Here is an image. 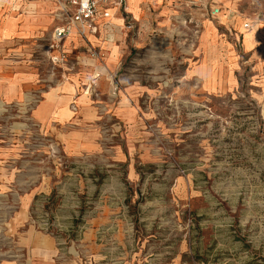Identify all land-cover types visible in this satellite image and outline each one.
Returning <instances> with one entry per match:
<instances>
[{
    "label": "rangeland",
    "instance_id": "374dc122",
    "mask_svg": "<svg viewBox=\"0 0 264 264\" xmlns=\"http://www.w3.org/2000/svg\"><path fill=\"white\" fill-rule=\"evenodd\" d=\"M35 1L47 4L29 14L43 32L6 54L50 87L65 80L46 54L63 0H9L21 19ZM127 10L116 78L157 87L147 121L155 161L133 182L110 158L38 150L31 110L41 86L29 104H0V141L14 134L29 145L0 157V264H32L20 245L31 227L59 243L53 264H264V0H129ZM210 34L220 49L207 62L235 88L208 93L192 73Z\"/></svg>",
    "mask_w": 264,
    "mask_h": 264
},
{
    "label": "crops",
    "instance_id": "0c3cea01",
    "mask_svg": "<svg viewBox=\"0 0 264 264\" xmlns=\"http://www.w3.org/2000/svg\"><path fill=\"white\" fill-rule=\"evenodd\" d=\"M46 6V1L31 2L28 16L21 19L14 15L9 0H0V104H29L32 92L41 86L39 91L42 97L31 110V117L38 126L39 147H43L38 150L50 152V148H57L68 159L110 158L116 165H126L131 181H140L139 166L155 161L147 121L154 116L150 102L156 99L157 87L136 81L125 85L116 97L113 96L109 75H117L125 46L123 42L120 46L114 43L122 39V34L116 32L121 23L117 21L118 15L112 19L114 28L111 30L101 25L99 34H89L87 40L72 35V38L64 41L68 56V63L61 68L64 81L60 80L59 84L50 87L38 82L37 75L29 66L15 64V51L6 54V48L15 40L35 38L43 32L46 25L29 14L34 10L44 11ZM53 22L55 29L60 22L56 18ZM29 25L34 27L29 28ZM212 36L210 34L208 43H201L198 51L205 52V57L192 70L203 90L208 93L235 88L237 85L232 76L223 75L214 67L215 58L211 59L213 63L207 62V53L215 55L220 49L217 39ZM255 38L253 46L245 45L247 51L254 49L259 42L258 35ZM89 45L98 48L101 54L105 51L104 64H96L89 54ZM75 52L78 55L73 56ZM98 72L101 73L96 80L99 93L91 97L84 86ZM26 137L10 134L0 141V157L12 161L16 151L21 154V148L29 146L23 144ZM18 139L20 146L15 143ZM35 193H27L25 200L28 204L34 202ZM23 232L20 245L28 261L32 264H53L59 243L33 227Z\"/></svg>",
    "mask_w": 264,
    "mask_h": 264
},
{
    "label": "built area",
    "instance_id": "2783aa9c",
    "mask_svg": "<svg viewBox=\"0 0 264 264\" xmlns=\"http://www.w3.org/2000/svg\"><path fill=\"white\" fill-rule=\"evenodd\" d=\"M129 0H63L56 13V19L60 22L55 27L52 37L46 45L47 57L55 67L62 68L68 63V56L64 48V41L72 36L78 35L87 40L89 34H99L100 26L111 30L114 28L112 19L119 15L128 13ZM213 15L218 16L221 8L216 7ZM102 22V23H101ZM245 28H250L251 23L246 22ZM89 54L94 60H101L102 54L98 48L89 45ZM101 76L97 73L91 82L84 86L87 95L94 97L98 94L96 80ZM117 76L111 75L110 85L113 95H117L121 89V81Z\"/></svg>",
    "mask_w": 264,
    "mask_h": 264
},
{
    "label": "bare ground",
    "instance_id": "6f19581e",
    "mask_svg": "<svg viewBox=\"0 0 264 264\" xmlns=\"http://www.w3.org/2000/svg\"><path fill=\"white\" fill-rule=\"evenodd\" d=\"M116 18V17H115ZM114 19V18H113ZM68 38H72V36L68 37Z\"/></svg>",
    "mask_w": 264,
    "mask_h": 264
}]
</instances>
